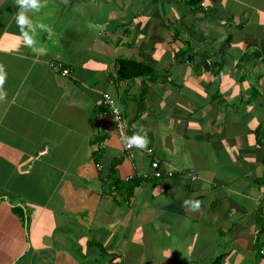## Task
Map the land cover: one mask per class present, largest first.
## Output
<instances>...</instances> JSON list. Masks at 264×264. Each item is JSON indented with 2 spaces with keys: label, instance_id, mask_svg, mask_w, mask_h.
<instances>
[{
  "label": "crops",
  "instance_id": "1",
  "mask_svg": "<svg viewBox=\"0 0 264 264\" xmlns=\"http://www.w3.org/2000/svg\"><path fill=\"white\" fill-rule=\"evenodd\" d=\"M200 2L43 0L30 48L0 0V264H264V0Z\"/></svg>",
  "mask_w": 264,
  "mask_h": 264
},
{
  "label": "built area",
  "instance_id": "2",
  "mask_svg": "<svg viewBox=\"0 0 264 264\" xmlns=\"http://www.w3.org/2000/svg\"><path fill=\"white\" fill-rule=\"evenodd\" d=\"M200 1H201L200 6L201 7L205 6L204 0H200ZM49 67L54 73H59L64 76L69 75L70 72L67 68H63V66L56 61L50 62ZM101 103L105 108L108 109L109 122L116 130L117 136L122 145L123 156L126 159L134 160L135 151L140 150L143 151L146 154V156L150 158V168L152 170L151 171L152 177L154 178L171 177L173 176V174L176 173V171L172 168H168V169L163 168V164L160 158L158 157V155H156L153 152L152 148L139 149L135 146L127 147L124 143V138L131 137V134L129 133L128 124L124 121L122 117L121 109L117 106L115 100L108 93L102 94ZM104 146H105L104 140L98 144L99 148H104ZM186 174L191 182H193L196 179V174L194 172L189 171Z\"/></svg>",
  "mask_w": 264,
  "mask_h": 264
},
{
  "label": "clouds",
  "instance_id": "3",
  "mask_svg": "<svg viewBox=\"0 0 264 264\" xmlns=\"http://www.w3.org/2000/svg\"><path fill=\"white\" fill-rule=\"evenodd\" d=\"M18 4L20 9H22V11L18 14L16 22L21 29V34L23 37V45L31 48L36 44L35 37H36L37 28L48 31L49 35H51V29L48 28L47 25L32 24L29 16L27 15V12L29 11H39L43 5V0H18ZM4 79H5V73L3 72L2 69H0V86L3 85ZM2 95L3 93H0V96ZM124 143L127 147L135 146L139 149H144L148 145V139L146 138V136L137 133L131 137H125ZM192 206L194 209L198 208L199 203L197 202Z\"/></svg>",
  "mask_w": 264,
  "mask_h": 264
},
{
  "label": "trees",
  "instance_id": "4",
  "mask_svg": "<svg viewBox=\"0 0 264 264\" xmlns=\"http://www.w3.org/2000/svg\"><path fill=\"white\" fill-rule=\"evenodd\" d=\"M200 2V0H195ZM117 64V77L118 80H132L140 77H152L156 75L153 69L144 61L130 60V59H118ZM112 172L111 174H113ZM136 179V178H135ZM133 180V181H132ZM127 181L126 185H129L128 195H130L139 181L134 179ZM262 252V250H261Z\"/></svg>",
  "mask_w": 264,
  "mask_h": 264
}]
</instances>
